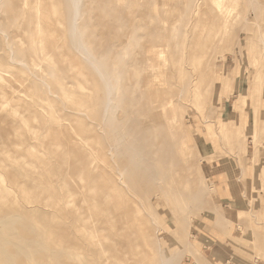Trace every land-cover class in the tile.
<instances>
[{
	"label": "rangeland",
	"instance_id": "rangeland-1",
	"mask_svg": "<svg viewBox=\"0 0 264 264\" xmlns=\"http://www.w3.org/2000/svg\"><path fill=\"white\" fill-rule=\"evenodd\" d=\"M0 29V264H212L235 206L264 257V0H0Z\"/></svg>",
	"mask_w": 264,
	"mask_h": 264
},
{
	"label": "crops",
	"instance_id": "crops-1",
	"mask_svg": "<svg viewBox=\"0 0 264 264\" xmlns=\"http://www.w3.org/2000/svg\"><path fill=\"white\" fill-rule=\"evenodd\" d=\"M259 164L260 162L257 165ZM255 170L256 178L264 181V166L258 167ZM230 208L232 209H228L225 215L227 219L235 223L230 233H223L213 223L208 224L205 221L199 223L200 228L197 230V239L201 244L202 251L206 253L208 260L212 264H264V257L254 256L253 248L238 245L237 239L243 235L245 236L244 231L238 234L240 230L238 226L236 227L239 219L238 212L244 210L237 206ZM216 216L218 221L224 218L219 211L216 213Z\"/></svg>",
	"mask_w": 264,
	"mask_h": 264
},
{
	"label": "bare ground",
	"instance_id": "bare-ground-1",
	"mask_svg": "<svg viewBox=\"0 0 264 264\" xmlns=\"http://www.w3.org/2000/svg\"><path fill=\"white\" fill-rule=\"evenodd\" d=\"M64 1H65V0H64ZM68 1H69V0H68ZM74 2H75V1H74ZM75 3H77V2H75ZM73 4H74V3H73ZM73 4H72V5H73ZM250 4H251V3H250ZM68 5H69V4H68ZM251 5H252V4H251ZM73 6H74V5H73ZM75 6H76V4H75ZM71 20H72V19H71ZM69 22H70V21H69ZM71 25H72V22H71ZM73 25H74V24H73ZM73 25H72V26H73ZM72 26H71L70 30H72V28H73ZM69 27H70V26H69ZM0 30H1V29H0ZM74 30H75V28H74ZM183 30H184V29H183ZM77 32H78V31H77ZM69 33H72V31H70ZM74 33H75V32H74ZM78 34H79V32H78ZM69 35H70V34H69ZM73 35H74V34H73ZM5 36H6V35H5ZM11 37H12V36H11ZM72 37H74V36H72ZM39 39H40V38H39ZM70 39H71V38H70ZM72 39H73V38H72ZM76 39H78V38H76ZM80 39H81V38H79V40H80ZM79 40H78V41H79ZM1 41H2V40H1ZM80 41H81V40H80ZM75 42H76V40H75ZM77 43H78V42H77ZM39 44H40V43H39ZM78 44H80V42H79ZM8 45H9V47H10V44H8ZM40 46H41V45H40ZM78 46H79V45H78ZM80 47L82 48L81 45H80ZM9 49H10V48H9ZM17 49H18V48H17ZM40 49H41V48H40ZM83 49H84V48H83ZM10 51H11V53H12L13 56H14V54H15V48H14L13 46H12V48L10 49ZM84 51H85V49H84ZM85 52H86V51H85ZM17 53H19V52H17ZM10 56H11V55H10ZM16 56H17V54H16ZM87 56H88V54H87ZM21 57H22V56H21ZM1 58H2V57H1ZM18 58H19V57H18ZM47 58H48V57H47ZM12 59L15 61L16 58L14 57V58H12ZM13 60H12V61H13ZM16 60L18 61V59H16ZM19 60H20V58H19ZM23 60L27 61L26 58L23 59ZM20 61H21V60H20ZM25 61H24V63H25ZM22 62H23V61H21V63H22ZM26 64H28V61H27ZM29 64H31V63H29ZM32 67H33V66H32ZM38 68H39V67H38ZM100 69H101V68H99V70H100ZM103 69H104V68H103ZM105 71H106V70H105ZM191 72H192V71H191ZM28 73H29V72H28ZM107 74H108V73H107ZM253 75H254V74H253ZM105 82H106V81H105ZM106 83H107V82H106ZM103 84H104V82H103ZM112 86H113V84H112ZM254 86H255V85H254ZM103 88H104V87H103ZM101 90H102V88H101ZM78 91H79V90H78ZM104 91H105V90H104ZM49 93H50V92H49ZM108 93H109V92H108ZM107 95H108V94H107ZM60 100H61V99H60ZM99 101H100V100H99ZM105 109H106V107H105ZM104 112H105V111H104ZM81 113H82V112H81ZM105 113H106V112H105ZM83 114H84V113H83ZM105 115H107V114H105ZM48 129H49V128H48ZM46 130H47V129H46ZM49 131L51 132V130H49ZM47 132H48V131H47ZM53 132H54V131H53ZM53 132H52V133H53ZM59 134H60V133H59ZM53 135H54V134H53ZM55 135H56V133H55ZM43 136L45 137V134H44ZM47 136H48V134H46V137H47ZM49 136H51V135H49ZM58 136H59V135H58ZM47 138H48V137H47ZM52 138H53V137H52ZM55 138H56V137H55ZM49 139H50V137H49ZM59 139H60V138H59ZM42 143H43V142H42ZM171 144H172V143H171ZM92 145H93V144H92ZM55 147H56V146H55ZM113 147H114V146H113ZM54 150H55V149H53V152H54ZM4 153H5V152H4ZM50 154H51V153H50ZM110 163H111V162H110ZM83 169H84V168H83ZM80 173H81V172H80ZM98 173H99V172H98ZM98 173H97V174H98ZM170 173H171V172H170ZM78 176H79V175H78ZM92 176H94V175H92ZM94 177H95V176H94ZM121 177H122V176H121ZM96 179H97V178H96ZM104 179H105V178H104ZM119 179H120V178H119ZM94 186H95V185H94ZM100 188H101V186H100ZM77 192H78V191H77ZM73 193H74V192H73ZM104 193H105V192H104ZM74 197H75V196H74ZM68 199H69V198H68ZM72 199H73V198H72ZM91 199H92V198H91ZM105 199H106V198H105ZM112 205H113V204H112ZM74 207H75V206H73V209H74ZM70 208H71V207H70ZM76 210H77V209H76ZM100 217H101V216H100ZM100 217H99V218H100ZM0 218H1V216H0ZM106 221H107V220H106ZM4 222H5V221H4ZM7 222H8V221H7ZM123 222H124V221H123ZM14 223H15V222H14ZM18 223H19V222H18ZM4 224H5V223H4ZM30 226H31V225H30ZM82 226H84V225H82ZM85 226H86V225H85ZM85 226H84V228H85ZM9 227H10V226H9ZM9 227H8V228H9ZM33 227H34V226H33ZM10 228H12V227H10ZM13 228H14V227H13ZM13 228H12V229H13ZM103 228H105V227H103ZM81 229H82V227H81ZM13 230H14V229H13ZM9 231H10V230H9ZM11 231H12V230H11ZM14 232H15V231H14ZM80 232H81V231H80ZM100 232H101V231H100ZM1 233H2V232H1ZM11 234H14V233H11ZM11 234H10V235H11ZM104 234H105V233H104ZM93 235H94V234H93ZM102 235H103V234H102ZM2 237L4 238L5 236L3 235ZM2 237L0 236V238H2ZM12 237H14V235H12ZM15 238H16V241H17V239H18L19 237H16V236H15ZM19 239H20V238H19ZM19 239H18V240H19ZM3 241H5V239H3ZM21 241H22V240H21ZM95 241H96V240H95ZM6 242H7V241H6ZM6 242H5V243H6ZM9 242H10V240H9ZM18 243H19V241H18ZM24 243H25V242H24ZM27 243H28V242H27ZM29 243H30V242H29ZM11 244H12V243H11ZM14 244H15V242H14ZM16 244H17V243H16ZM16 244H15V245H16ZM21 244H23V242H22ZM98 244H99V243H98ZM18 246H19V245H18ZM27 246H28V245H27ZM29 246H30V245H29ZM29 246H28V248H29ZM20 247L23 248V246H21V245H20ZM15 248H17V247H15ZM2 249H3V248H2ZM18 249L20 250L19 252H22L21 250H23V249H20V248H18ZM32 249H33V248H32ZM5 250H6V249H5ZM60 250H61V249H60ZM65 250H66V249H65ZM65 250H64V251H65ZM30 251H31V250H30ZM3 252H4V251H3ZM17 253H18V252H17ZM22 253H23V252H22ZM27 253H28V251H27ZM56 253H57V251H56ZM92 255H93V254H92ZM8 256H9V254H8ZM2 258H4V256H3ZM5 258L7 259V257H5ZM8 258H9V257H8ZM10 258H11V257H10ZM13 263H14V261H13Z\"/></svg>",
	"mask_w": 264,
	"mask_h": 264
}]
</instances>
